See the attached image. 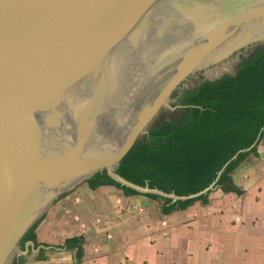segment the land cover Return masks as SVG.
<instances>
[{"label": "water", "instance_id": "1", "mask_svg": "<svg viewBox=\"0 0 264 264\" xmlns=\"http://www.w3.org/2000/svg\"><path fill=\"white\" fill-rule=\"evenodd\" d=\"M153 29L164 39L177 31L179 59L132 86L114 73L117 61ZM263 44L264 0H0V264L23 255L25 233L98 171L173 200L211 189L216 180L195 194L168 193L125 179L117 167L175 107L171 94L183 81L224 62L230 67ZM208 56L205 65H189ZM236 67L204 74L195 85ZM105 95L113 99L106 108Z\"/></svg>", "mask_w": 264, "mask_h": 264}, {"label": "crops", "instance_id": "2", "mask_svg": "<svg viewBox=\"0 0 264 264\" xmlns=\"http://www.w3.org/2000/svg\"><path fill=\"white\" fill-rule=\"evenodd\" d=\"M255 147L231 172L243 193L213 186L208 202L168 214L146 191L78 184L39 220L38 247L21 264H264V133ZM41 247L46 257L36 258Z\"/></svg>", "mask_w": 264, "mask_h": 264}, {"label": "trees", "instance_id": "3", "mask_svg": "<svg viewBox=\"0 0 264 264\" xmlns=\"http://www.w3.org/2000/svg\"><path fill=\"white\" fill-rule=\"evenodd\" d=\"M176 93L173 114L161 117L136 141L120 161L118 173L140 186L181 196L202 191L215 180L214 186L225 192L243 193L231 172L255 152L256 142L264 133V44L244 58L234 74L204 79L192 87H180ZM86 182L92 188L112 184L126 194L140 193L105 170ZM209 192L176 200L155 192L146 194L157 199L162 213L168 214L185 208L193 199L208 202ZM38 222L23 236L22 248L28 240L34 247L39 244L35 232ZM66 246L76 248L79 260L83 251L78 240L67 241ZM45 257V248H39L36 258ZM24 259L23 255L16 256L11 264H21Z\"/></svg>", "mask_w": 264, "mask_h": 264}, {"label": "bare ground", "instance_id": "4", "mask_svg": "<svg viewBox=\"0 0 264 264\" xmlns=\"http://www.w3.org/2000/svg\"><path fill=\"white\" fill-rule=\"evenodd\" d=\"M148 32H149V36H147ZM176 32L177 31H171L170 35L166 39H164L163 42H160V44L158 42L156 48L154 49L152 48L146 49L147 47H145V45H148L151 42V37H152L151 31H147L145 34L143 31L140 32L135 38V40L133 42L131 41L132 43L130 46L131 52H129V55L126 58L123 68L120 65L121 60L123 58L121 60L118 59L117 63L119 64H117L118 66L114 70V73L117 75H119V73H122L123 79L127 81V79L130 77L129 75L131 72L135 74L139 70V68H141L142 66L141 60L143 57H145V59L147 60L143 61L144 68L141 71V73H143L144 75L141 79L138 80L141 82L137 83V81L135 80L137 85H141V84H144L145 82L148 83V81H150L155 75H157L165 67H169L174 64L176 65V60L179 59L178 54L181 53L180 52L181 51V46H180L181 40H176V38H172L173 36L176 35ZM161 33L163 34V31H161ZM118 50L119 49L113 52L112 57L109 58L110 59L109 62H113L114 59H117ZM124 59L122 60V63ZM210 61H211V57L208 56V57L200 58L198 60L196 59L194 61H191L189 65H192V66L205 65L206 63ZM179 65H180V62L177 63V67ZM229 65H230L229 62H224L217 67H211V68L204 69L203 74L205 75L215 74L219 71L228 69ZM108 92L109 90L106 91L107 95L112 96V93L111 92L108 93ZM105 98H106L107 104L104 105V107L106 108L108 105L111 104L113 99L111 97L109 99L106 95H105Z\"/></svg>", "mask_w": 264, "mask_h": 264}, {"label": "rangeland", "instance_id": "5", "mask_svg": "<svg viewBox=\"0 0 264 264\" xmlns=\"http://www.w3.org/2000/svg\"><path fill=\"white\" fill-rule=\"evenodd\" d=\"M144 32V34L147 32V31H143ZM143 34V35H144ZM151 35H152V37H151V42L148 44V45H145V47H147L146 49H148V48H152V49H154V48H156V46H157V44H158V42H159V44H160V42H163V40H164V36H162V33H160V31H157V29H153V31H151ZM147 36H149V32L147 33ZM255 50V49H254ZM253 50V51H254ZM253 51H251V52H249L246 56H243L242 57V55H241V59H239V61H236V62H234L227 70H233V68L234 67H236V65H238L244 58H247ZM129 52H131V49H129L128 50V54H127V56L125 57V61H126V58L128 57V55H129ZM145 55V54H144ZM147 59H145V57H143L142 58V60H141V62H142V66H141V68H139V70L134 74L133 72H131L130 73V79H132L131 80V82H132V86H134L135 84L134 83H136V81H138L139 79H141L142 77H143V73H141V71L143 70V68H144V62L143 61H146ZM202 72V73H201ZM201 72H195L194 73V75L193 76H191V77H189V78H187V80H185V81H183V83L184 84H187V83H190V85H195L199 80H201V78H203L204 77V74H203V72H204V70H201ZM200 74H203V75H200ZM136 76H137V78H136ZM136 80V81H135ZM167 111L164 113V116H171L172 114H173V110H170V109H166ZM83 183V182H82ZM46 214V213H45ZM27 246H28V244L27 243H25V245H24V248L25 249H27L28 250V248H27ZM24 249V250H25ZM32 249V248H31ZM31 249H29V251L31 250ZM28 254V251H26L23 255H27Z\"/></svg>", "mask_w": 264, "mask_h": 264}, {"label": "flooded vegetation", "instance_id": "6", "mask_svg": "<svg viewBox=\"0 0 264 264\" xmlns=\"http://www.w3.org/2000/svg\"><path fill=\"white\" fill-rule=\"evenodd\" d=\"M202 73V72H201ZM194 75V74H193ZM192 75V76H193ZM201 75H203V74H201ZM191 83V82H190ZM190 83H187V84H184V83H182L178 88H180V87H185V88H187V87H192V85H190ZM194 86V85H193ZM177 88V89H178ZM176 89V90H177ZM176 90L171 94V100H170V103L173 105V106H175L173 109H170V110H174L177 106V104L175 103V101H176V97H177V93H176Z\"/></svg>", "mask_w": 264, "mask_h": 264}]
</instances>
